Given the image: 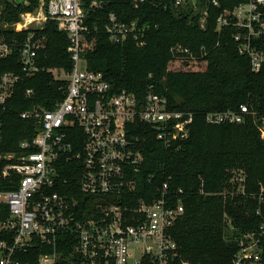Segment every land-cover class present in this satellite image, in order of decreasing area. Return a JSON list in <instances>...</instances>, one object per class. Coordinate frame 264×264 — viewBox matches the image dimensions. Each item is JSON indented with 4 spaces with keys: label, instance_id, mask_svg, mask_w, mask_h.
Here are the masks:
<instances>
[{
    "label": "built area",
    "instance_id": "1",
    "mask_svg": "<svg viewBox=\"0 0 264 264\" xmlns=\"http://www.w3.org/2000/svg\"><path fill=\"white\" fill-rule=\"evenodd\" d=\"M7 1L15 6L29 4L28 0L20 5L19 0ZM148 1L133 0L132 4L138 9ZM106 3L40 0L35 11L22 13L11 26L15 32L29 31L22 44L0 38V58L20 50L23 73L33 77L40 70L36 59L46 46L45 38L36 33L54 20L69 38L73 64L70 72L53 71L57 80L67 81L62 100L51 109L37 107L21 114L38 124L34 138L23 140L18 151L0 152V264H172L180 258L172 229L185 209L169 193L168 183L150 203L132 198L144 162L133 131L139 124L150 125L157 139L170 147L188 138L194 116L170 108L153 88L143 98L126 90L115 92L103 72L88 69L84 53L93 47L88 39V13L102 10ZM171 5L197 15L201 29L207 28L210 8L221 7L219 0H171ZM216 23L219 32L234 30L239 53L249 57L252 71L259 72L264 65V0H238L220 12ZM94 30H98L96 25ZM104 30L111 43L122 44L130 37L140 41L146 27L137 21H121L111 13ZM172 51L177 58L197 59L180 44ZM21 77L12 72L3 75L0 106L6 104ZM32 94L31 89L27 91L28 96ZM256 116L249 106L240 105L209 112L206 122L244 124ZM259 129L264 139V115ZM235 179L242 192L244 176L237 173ZM77 187L99 198L93 211L78 208L73 193ZM260 230L264 233V226ZM256 234L240 238L234 264L261 260V235Z\"/></svg>",
    "mask_w": 264,
    "mask_h": 264
},
{
    "label": "trees",
    "instance_id": "2",
    "mask_svg": "<svg viewBox=\"0 0 264 264\" xmlns=\"http://www.w3.org/2000/svg\"><path fill=\"white\" fill-rule=\"evenodd\" d=\"M39 1L15 6L3 0L0 38L22 44L29 31L15 32L11 26L22 13L35 11ZM132 1L106 0L102 10L88 13V39L93 42L84 53L88 69L103 72L115 92L126 90L143 98L153 88L168 100L170 108L194 116L188 138L170 147L157 139L150 125L134 127L144 162L133 200L150 203L168 183L169 193L184 205L185 211L172 229L180 251V258L172 264H234L233 256L246 233L261 235L258 264H264V233L260 230L264 226V139L259 129L264 115V65L259 72L252 71L249 57L238 51L234 30L219 32L216 23L220 12L238 0H219L220 8L211 7L206 29L200 28L197 15L175 9L171 0H155L163 5L149 0L138 9ZM111 13L121 21L145 26L140 41L130 37L122 44L111 43L104 30ZM36 35L45 38L46 46L36 59L40 70L33 77L23 73L20 50L0 58V82L7 72L22 76L6 104L0 106L2 153L18 151L23 140L37 134L38 124L23 119V112L51 109L66 93L67 81L57 80L53 71L72 70L67 34L59 30L56 21L49 20ZM178 44L190 49L197 59L177 58L172 48ZM30 89L33 94L28 96ZM240 105L249 106L257 116L244 124L206 122L207 113ZM237 173L244 176L242 192H238ZM73 193L82 212L94 210L98 197L85 195L78 187ZM38 254L35 252V259Z\"/></svg>",
    "mask_w": 264,
    "mask_h": 264
},
{
    "label": "rangeland",
    "instance_id": "3",
    "mask_svg": "<svg viewBox=\"0 0 264 264\" xmlns=\"http://www.w3.org/2000/svg\"><path fill=\"white\" fill-rule=\"evenodd\" d=\"M2 2H3V0H0V9L3 7V3Z\"/></svg>",
    "mask_w": 264,
    "mask_h": 264
},
{
    "label": "water",
    "instance_id": "4",
    "mask_svg": "<svg viewBox=\"0 0 264 264\" xmlns=\"http://www.w3.org/2000/svg\"><path fill=\"white\" fill-rule=\"evenodd\" d=\"M24 1H25V0H19V1H18V4L20 5V4H22Z\"/></svg>",
    "mask_w": 264,
    "mask_h": 264
}]
</instances>
